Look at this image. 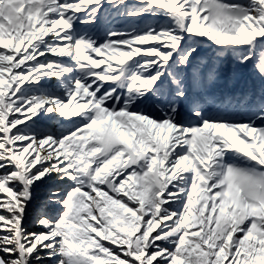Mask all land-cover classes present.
Returning <instances> with one entry per match:
<instances>
[{
  "label": "snow or ice",
  "instance_id": "6c2138e0",
  "mask_svg": "<svg viewBox=\"0 0 264 264\" xmlns=\"http://www.w3.org/2000/svg\"><path fill=\"white\" fill-rule=\"evenodd\" d=\"M0 264H264V0H0Z\"/></svg>",
  "mask_w": 264,
  "mask_h": 264
},
{
  "label": "rangeland",
  "instance_id": "374dc122",
  "mask_svg": "<svg viewBox=\"0 0 264 264\" xmlns=\"http://www.w3.org/2000/svg\"><path fill=\"white\" fill-rule=\"evenodd\" d=\"M245 71H243V70H240V69H238L237 70V74L239 75L240 73H244Z\"/></svg>",
  "mask_w": 264,
  "mask_h": 264
}]
</instances>
